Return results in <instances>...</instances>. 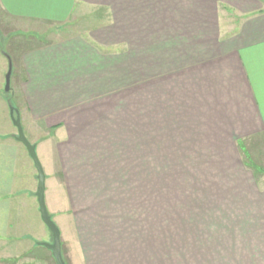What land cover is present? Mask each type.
<instances>
[{
  "label": "crops",
  "instance_id": "crops-1",
  "mask_svg": "<svg viewBox=\"0 0 264 264\" xmlns=\"http://www.w3.org/2000/svg\"><path fill=\"white\" fill-rule=\"evenodd\" d=\"M0 11L17 35L96 19L13 65L20 122L69 206L66 264H264V0Z\"/></svg>",
  "mask_w": 264,
  "mask_h": 264
},
{
  "label": "rangeland",
  "instance_id": "rangeland-1",
  "mask_svg": "<svg viewBox=\"0 0 264 264\" xmlns=\"http://www.w3.org/2000/svg\"><path fill=\"white\" fill-rule=\"evenodd\" d=\"M92 18L89 16L80 21L73 19L68 25L59 28L41 26L38 27L37 35L31 32L17 35L18 27L15 24L14 27L0 11V258L10 260L5 264H55L50 252L40 245L50 244L52 236L40 218L35 195L37 171L25 147L15 139L17 131L9 113L10 107L18 111L13 74L15 57L20 51L36 44H49L73 34L84 33L96 25V19ZM9 61L12 68L10 91L5 92ZM21 126L26 139L30 141L22 120ZM35 153L44 174L45 208L59 231L61 247L64 249V228H71L66 195L63 187L51 174L43 143L35 148ZM163 175L170 181V169L165 170ZM159 187L160 202L169 203L170 213V182ZM64 255L63 250L62 256L66 259Z\"/></svg>",
  "mask_w": 264,
  "mask_h": 264
},
{
  "label": "water",
  "instance_id": "water-1",
  "mask_svg": "<svg viewBox=\"0 0 264 264\" xmlns=\"http://www.w3.org/2000/svg\"><path fill=\"white\" fill-rule=\"evenodd\" d=\"M11 63L9 61V68L7 74L5 76V92L10 91V77H11ZM11 121L13 126L17 131V135L15 137L16 141L20 142L26 149L30 159L32 160L34 167L37 171V189H36V198L39 207L40 218L43 224L46 226L48 231L52 236V242L50 244H40L42 247L47 249L54 260L55 264H66L61 254V243H60V234L54 223L52 222L50 216L48 215L45 204H44V174L38 158L35 153V147L28 142L26 139L23 129L20 122V116L14 107H10L9 110Z\"/></svg>",
  "mask_w": 264,
  "mask_h": 264
}]
</instances>
